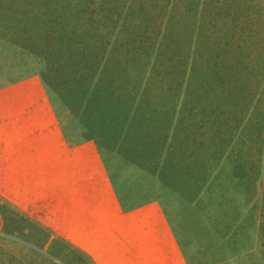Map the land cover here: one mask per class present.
Masks as SVG:
<instances>
[{"label": "rangeland", "instance_id": "374dc122", "mask_svg": "<svg viewBox=\"0 0 264 264\" xmlns=\"http://www.w3.org/2000/svg\"><path fill=\"white\" fill-rule=\"evenodd\" d=\"M15 66L25 75L51 71L54 98L77 114L92 115L83 103L95 99L107 114L110 99V114L119 103L128 119L148 116L174 132L202 172L195 188L168 203L181 247L194 264L262 263L264 0H0V77ZM88 125L119 127L103 119ZM240 166L246 178L231 176L237 182L228 186ZM197 214L204 218L199 226ZM229 216L246 225L247 240L224 223ZM49 235L56 238L50 246ZM44 242V250L61 247L59 258L77 264L63 237L0 193V264H27V245ZM218 246L226 248L223 260Z\"/></svg>", "mask_w": 264, "mask_h": 264}, {"label": "crops", "instance_id": "0c3cea01", "mask_svg": "<svg viewBox=\"0 0 264 264\" xmlns=\"http://www.w3.org/2000/svg\"><path fill=\"white\" fill-rule=\"evenodd\" d=\"M20 71L0 77L4 198L94 264H194L168 207L202 173L180 137L148 116L89 130L99 111L55 99L51 71Z\"/></svg>", "mask_w": 264, "mask_h": 264}, {"label": "trees", "instance_id": "16d2710c", "mask_svg": "<svg viewBox=\"0 0 264 264\" xmlns=\"http://www.w3.org/2000/svg\"><path fill=\"white\" fill-rule=\"evenodd\" d=\"M87 69H89V68H85V67H82L81 68V67H79V72L84 74V72H87ZM89 85H90V88L88 90H84L83 91L85 97H86V95H87V97H89L90 90H93V85L94 84L92 83V86H91V84H89ZM91 102L88 103L90 105V108H92L93 110H97V107L99 108L97 99L92 100ZM93 110H91V111H93ZM109 111H110V109L108 110V113L107 114H106V111H102V115L99 113L98 117H96L95 120L103 119L104 121L109 122V126L110 125L118 126V125L124 124V123H126V122H128L130 120V119H128L127 116L124 115V114H126L125 113L126 112L125 111V108H121L119 106V103L116 104L115 106H113V110L112 111H114V112H111V114H110ZM232 173L234 175H232ZM232 173H230L229 175L226 174V175L229 176V179H225V182H226V184L228 186H231V185L234 186V182H237L231 176H237L239 174V176L241 177V181H243V179L246 178V173H245V170H244V166H240V168L237 171L232 172ZM259 175H260L259 178H258L259 179L258 180V183L259 184H257V185H259V186L261 185L262 186V181L264 179L263 176H262L263 173L261 174V172H260ZM237 178H238V176H237ZM221 180L224 181V179H222V178H221ZM233 180H234V182H233ZM195 187L196 186L187 188V189L179 192L178 194H176V196L179 197L180 195L186 194V193H188L189 191H191ZM256 189H257V186H256ZM257 190L260 191L259 194H258V198L259 199H258L257 203L258 204L259 203L261 204V212H260V215L262 217V222H261V227L262 228H261V236L259 237V240L262 241V239L264 240V190L262 188H261V190L260 189H257ZM15 215H17V214H15ZM15 215L11 218V220H13L14 217H17ZM200 216L201 215L197 214L194 217L195 221L198 223L197 224L198 226H199V223H201V224L204 223V218H202V216L201 217ZM224 223L230 229L237 228V230H238L237 234L239 235L238 239H240L241 241L242 240H247L248 236L246 235V232L242 229V226L245 225V224H241V222L238 219H234L233 216H229L228 218H225ZM208 227L209 226H207V229H208ZM209 233H210V231H209ZM259 233H260V230L258 231V234ZM215 236H216L217 241L219 243H224V241H223L224 237L222 235H219L218 234V235H215ZM46 239H47L46 242L49 243L48 246H50L51 244H55V243H52V242H54V239L56 240V238H51V236L49 235V236L46 237ZM48 239H50V240H48ZM238 239H237V241H238ZM46 242H44V244L43 243L42 244H37V246H34V247L32 245H27L28 246V250H29V255H28L29 256V258H28L29 261H28L27 264H67V262H63V260L59 258L60 257L59 256V253L62 252L61 247L57 248V250L59 251V253L56 250V252H55L56 254H50V250L48 252V248L49 247H47L46 250H44V247H46L45 246L46 245L45 244ZM63 242L65 244H67L69 247H71L73 250H75V252H77V254L74 256L77 264H84L85 263L84 262L85 259H84L83 256H86V257H88V256L85 255L83 252H80L79 250L75 249V247H73L67 240L63 239ZM263 246H264V242H263ZM53 248H54V245H53ZM217 249L218 250H221L220 253H221L222 256H220V259H222L223 258V254H224L226 248L221 247V246H218ZM199 252H202L203 253L204 252L203 251V248H200L199 249ZM211 254H212V252H209V255H211ZM261 255H262V260H263L261 264H264V250L262 251ZM261 255H260V258H261ZM89 260L91 261L90 258H89ZM12 262H13L12 264H25L23 260H16V259H14ZM215 262H217V261H215ZM91 263H92V261H91ZM211 263L213 264V262H211Z\"/></svg>", "mask_w": 264, "mask_h": 264}]
</instances>
